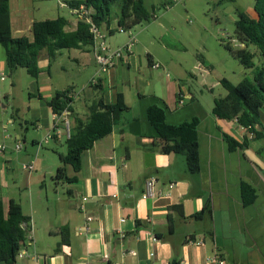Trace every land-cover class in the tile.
Returning a JSON list of instances; mask_svg holds the SVG:
<instances>
[{
    "label": "crops",
    "instance_id": "crops-1",
    "mask_svg": "<svg viewBox=\"0 0 264 264\" xmlns=\"http://www.w3.org/2000/svg\"><path fill=\"white\" fill-rule=\"evenodd\" d=\"M26 5V0H16L14 13L11 9L13 35L33 39L35 19L29 16ZM233 10L236 15L242 11L258 18L254 1L245 9ZM73 14L66 30L76 29L82 18V14ZM118 28L117 15L100 28L112 50L129 41L130 33L125 37ZM26 31L30 34H24ZM155 40L139 44L137 39L132 52L115 58L113 68L102 76L105 103H115L122 93L129 109L111 134L82 153L79 171L66 165L70 180L62 182L55 181L61 152L53 146L66 143V131L62 129V134L56 133L43 143L42 147L53 145V153L39 155L38 144L54 133L55 113L48 102L56 91L70 89L73 111L66 117L71 127L77 125V117L87 120L97 96L91 85L98 72L97 52L95 45L69 49L67 54L60 50L52 61L46 51L41 53V73L37 78L29 75V100L23 111L14 108L9 119L23 132L9 136L13 142L4 156L6 169L12 163L20 168L24 163H35V172L23 179V192L17 196L5 181L0 198L5 211L11 199L20 203L32 223L23 246L37 257L15 264H264V138L251 139L236 120L215 117L214 93L209 97L195 95L187 86L191 71L203 68L209 72L208 66L198 60L189 70L182 57L164 58L151 50ZM179 47L186 50L182 44ZM166 68L174 76H165ZM1 74L11 75L5 50L3 56L0 53ZM22 74V68L12 74L14 88ZM83 76L87 78H82L78 91L75 85ZM154 104L165 108L169 124L199 118V172L188 170L184 155L161 150L159 135L147 117L148 107ZM26 114V118L21 117ZM261 122L264 124V111ZM30 128L36 135L27 149ZM225 134L240 143L246 137L251 140L246 148L232 151ZM16 141L25 145L21 153L14 151ZM66 153L67 149L62 152ZM151 177L157 180V195L144 198L146 181ZM242 182L256 191V200L248 206L243 204ZM18 183L15 180L12 186L20 189ZM205 208L202 216L194 218ZM64 227L69 229L66 243L62 242Z\"/></svg>",
    "mask_w": 264,
    "mask_h": 264
},
{
    "label": "trees",
    "instance_id": "trees-1",
    "mask_svg": "<svg viewBox=\"0 0 264 264\" xmlns=\"http://www.w3.org/2000/svg\"><path fill=\"white\" fill-rule=\"evenodd\" d=\"M173 1L169 0L168 3ZM65 3L71 11L77 10L78 14H82L76 29L66 30L69 20L61 16L35 20L32 23L33 39H30L28 36L13 35L10 0H0V45L5 50L11 74L18 68H24L32 78H37L41 73L38 63L43 51H46L52 61L60 50L93 45L92 25L98 28L108 25L113 17L115 4L119 7V27L132 29L150 19L144 0H65ZM254 8L258 14L257 19L237 11L236 34L244 46L226 43V48L246 69H254V74L252 78H243L238 85L222 79L221 84L227 94L215 98L212 113L220 119L236 120L252 135L251 139L259 140L264 138V124L261 122L264 111V0H254ZM251 45L256 46V52L250 50ZM257 56L258 63L255 61ZM101 81L100 79L98 84L94 85L97 96L89 107L87 120L83 121L77 117V125L71 127V136L66 140L67 153L59 154L61 166L56 171V182L70 180L67 177L66 165H71L75 171H79L82 153L93 147L96 141L111 134L116 122L129 109L122 93L118 94L115 103H105ZM72 101L71 90L67 89L56 91L48 105L54 113L62 115L65 110L73 111ZM147 117L159 135L161 150L165 153L184 155L188 170L191 173L199 172V118L180 124H169L166 121L165 108L157 104L148 107ZM224 138L232 151L246 148L251 140L246 137L240 143L226 134ZM241 194L244 206L252 204L257 198L255 189L246 182H242ZM206 210L207 208L194 218H199ZM29 221L30 217L23 213L21 204L16 200H10L7 211L0 200V263L15 264L17 254L27 239L29 227L26 223ZM62 236V242H68L67 227L62 229Z\"/></svg>",
    "mask_w": 264,
    "mask_h": 264
},
{
    "label": "rangeland",
    "instance_id": "rangeland-1",
    "mask_svg": "<svg viewBox=\"0 0 264 264\" xmlns=\"http://www.w3.org/2000/svg\"><path fill=\"white\" fill-rule=\"evenodd\" d=\"M253 1L174 0L167 7L164 4L168 3L169 0H144L150 13V19L132 28L131 32L137 37L139 44H143V42L149 44L155 38L151 50L158 51L164 58L168 59L177 58L180 60L182 57V60L189 65V70H192L191 66L194 63L201 60L208 66L209 72L203 68L191 71L193 72L192 75L187 76V86L195 95L202 93L203 96L209 97L208 94L213 92L217 98L221 96V93H226L221 84L222 79H227L232 84L238 85L243 78H252L254 74V69H246L233 53L226 48V43L229 42L232 45L240 44L236 34L237 15L234 13L233 8L242 9L243 7L245 9ZM26 4L29 16L35 20L55 19L59 16L72 20L75 16L65 4V0H26ZM15 6L16 0H12L11 9L13 13ZM112 13L113 17L118 16V4L113 6ZM24 34L29 35L30 33L26 31ZM122 34L127 37V32ZM177 41L185 46L186 50L181 49ZM163 43L166 45L163 46ZM249 48L252 51H257L254 45ZM61 51L67 54L70 50L63 49ZM0 53L2 56L4 55V48L1 45ZM255 61L259 62V56L255 58ZM22 73L21 79L18 81V85H15V88L12 85L14 80L12 74H7L5 80H0V146L6 145V147H9L13 142L9 136L14 137L16 132H23L19 124L9 123L14 108L19 107L23 111L29 100L27 83L30 76L24 68H22ZM167 73L174 76V73L166 68L165 76H167ZM82 78L85 80L87 76L85 78L84 76L80 77L77 81L75 89L78 91L81 89ZM183 83L186 85L185 82ZM27 116V114L21 115L24 118ZM35 135L33 129L30 128L25 143L27 149H30L31 139ZM52 146L41 147L39 155L45 152L51 154L53 148L59 153L66 152L67 149L65 142L63 145L53 146V148ZM5 155V152L0 151V198L2 191L5 189V181H7L9 189L19 196L18 194L24 190L21 186L23 179L30 172L22 170L17 163L8 164V169H6ZM7 174L10 176L6 178ZM13 174H16V176ZM15 180H18L19 187L22 190L12 186Z\"/></svg>",
    "mask_w": 264,
    "mask_h": 264
},
{
    "label": "built area",
    "instance_id": "built-area-1",
    "mask_svg": "<svg viewBox=\"0 0 264 264\" xmlns=\"http://www.w3.org/2000/svg\"><path fill=\"white\" fill-rule=\"evenodd\" d=\"M170 4H167L166 6L168 7ZM73 13H78L77 10H73ZM119 32H128L130 33V37H129V41L126 43V45L124 47H120L117 49L112 50L108 43H107V35L105 33H103V31L98 28L96 25H92L91 27V32L93 33L94 36V44L95 45V49H96V60L98 63V72L95 75V77H93V79L91 80V85H97L99 80L102 78V76L104 74H106L111 68H113V66L115 65V58H119V57H123V56H127L132 52L133 47L135 46L137 39L134 36V34L131 32V29H126L123 27H119L118 28ZM241 46H244L242 44H238ZM153 67L155 68H159L161 67L160 64H154ZM5 76L3 74L0 75V80H4ZM183 97H181L180 99V103H183ZM68 110H65L62 115H57L55 113L54 118H55V125H54V129L53 132L54 133H49L45 139H43L39 144H38V149H40L43 145V143H47L50 139H52L53 135L57 134H62V129H64L66 131V135L69 138L71 136V124L69 119L66 117ZM23 143L21 141H16L15 142V146H14V151L16 153H19L22 151L23 147ZM7 149L6 145H1L0 146V151L1 152H5V150ZM23 170H26L30 173H32L35 170V163L34 161L30 162V163H24L22 166ZM156 183L157 180L155 177H151L146 181V190L143 194L144 198H148V197H155L157 195V192L155 191V187H156ZM172 185H169V188H171ZM26 226H28L29 230L28 232H30L31 228H32V223L31 220L29 222L26 223ZM26 257H32L34 259H36L37 255L33 254L30 255L25 247L21 246L17 257H16V262L20 259L26 258Z\"/></svg>",
    "mask_w": 264,
    "mask_h": 264
}]
</instances>
